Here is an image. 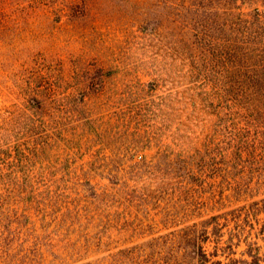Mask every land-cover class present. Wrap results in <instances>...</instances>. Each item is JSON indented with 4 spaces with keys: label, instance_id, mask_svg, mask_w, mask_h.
Listing matches in <instances>:
<instances>
[{
    "label": "rangeland",
    "instance_id": "374dc122",
    "mask_svg": "<svg viewBox=\"0 0 264 264\" xmlns=\"http://www.w3.org/2000/svg\"><path fill=\"white\" fill-rule=\"evenodd\" d=\"M188 2L40 0L0 22V139L17 156L0 161V179L27 182L31 207L23 218L17 205L0 264H105L117 248L175 229L181 199L168 190L126 195L120 184L178 159L183 128L157 126L155 101L189 98L191 83L167 64L184 50V34H170L182 17L173 7ZM30 99L53 101L49 131L16 114ZM253 187L233 202L246 207V235L264 264V190Z\"/></svg>",
    "mask_w": 264,
    "mask_h": 264
},
{
    "label": "trees",
    "instance_id": "16d2710c",
    "mask_svg": "<svg viewBox=\"0 0 264 264\" xmlns=\"http://www.w3.org/2000/svg\"><path fill=\"white\" fill-rule=\"evenodd\" d=\"M39 1L0 0V22ZM188 1L173 7L174 15L180 17V12L182 17L173 19L170 34L174 38L177 29L184 34V50L167 64L191 83L189 98L155 101L157 126L168 122L183 128L178 159L146 166L144 178L120 184L126 195L168 190L166 194L181 199L183 212L174 216V230L117 248L105 256V264L262 262L259 246L246 235V207L234 208L233 201L249 187L264 190V0ZM52 102L27 100L16 114L26 127L49 131L57 123ZM1 142L0 161L16 158L10 142ZM26 184L0 179V256L11 251L17 205L22 203L20 215L29 217ZM139 230L133 232L141 234Z\"/></svg>",
    "mask_w": 264,
    "mask_h": 264
}]
</instances>
